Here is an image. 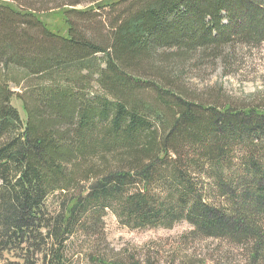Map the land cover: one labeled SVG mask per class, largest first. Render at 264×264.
<instances>
[{
	"label": "trees",
	"instance_id": "16d2710c",
	"mask_svg": "<svg viewBox=\"0 0 264 264\" xmlns=\"http://www.w3.org/2000/svg\"><path fill=\"white\" fill-rule=\"evenodd\" d=\"M123 3L106 46L75 34L66 12L65 34L43 24L35 42L17 18L37 16L0 2L1 264H154L103 252L108 212L128 227L187 221L196 238L264 246V107L193 102L168 67L259 47L264 0L99 7Z\"/></svg>",
	"mask_w": 264,
	"mask_h": 264
},
{
	"label": "rangeland",
	"instance_id": "374dc122",
	"mask_svg": "<svg viewBox=\"0 0 264 264\" xmlns=\"http://www.w3.org/2000/svg\"><path fill=\"white\" fill-rule=\"evenodd\" d=\"M108 1L113 0H0L37 16L38 24H31L30 19L20 16L17 18L20 28L26 29L35 42L45 38V26L65 34L66 12L75 34L79 31L106 46L110 42L113 21L126 5L99 7ZM218 54L215 57L198 52L186 61L175 60L174 65H168L172 68V81L177 82L175 89L184 93L185 98L206 106L264 107V43L252 48L236 43ZM96 56L103 64V53ZM154 73L147 76L159 79ZM94 86L98 90V86ZM145 93L153 96L147 89ZM12 102L25 119L22 101L14 97ZM105 222L110 247L103 245V252L109 254H112L110 249H115L121 256L135 255L154 264H264V246L257 251L251 241L237 242L228 237L196 238L191 234L193 226L187 221H180L171 228H133L121 224L112 212H108Z\"/></svg>",
	"mask_w": 264,
	"mask_h": 264
}]
</instances>
